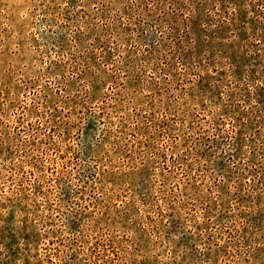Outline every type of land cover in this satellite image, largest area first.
Segmentation results:
<instances>
[{
  "label": "rangeland",
  "instance_id": "obj_1",
  "mask_svg": "<svg viewBox=\"0 0 264 264\" xmlns=\"http://www.w3.org/2000/svg\"><path fill=\"white\" fill-rule=\"evenodd\" d=\"M0 264H264V0H0Z\"/></svg>",
  "mask_w": 264,
  "mask_h": 264
}]
</instances>
